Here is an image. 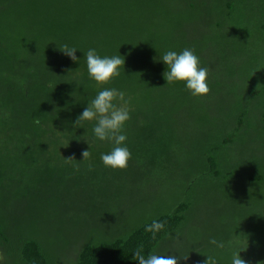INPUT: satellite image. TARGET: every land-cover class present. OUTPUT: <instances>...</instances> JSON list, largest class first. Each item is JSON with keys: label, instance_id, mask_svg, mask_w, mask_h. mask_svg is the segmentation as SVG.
<instances>
[{"label": "trees", "instance_id": "obj_1", "mask_svg": "<svg viewBox=\"0 0 264 264\" xmlns=\"http://www.w3.org/2000/svg\"><path fill=\"white\" fill-rule=\"evenodd\" d=\"M89 48L124 57L101 87L129 100L125 169L103 166L94 121L74 125L100 90ZM185 48L205 96L163 77ZM140 244L264 264V0H0V264H139Z\"/></svg>", "mask_w": 264, "mask_h": 264}, {"label": "clouds", "instance_id": "obj_2", "mask_svg": "<svg viewBox=\"0 0 264 264\" xmlns=\"http://www.w3.org/2000/svg\"><path fill=\"white\" fill-rule=\"evenodd\" d=\"M60 51L68 56L72 61H77L75 47L67 44L62 45ZM86 58V68L88 78L95 82V86L100 88L96 96L87 104L83 111L77 116L74 125L82 127L84 122L94 121L93 135L99 141H107L113 145L111 151L101 154V161L105 168L125 169L131 158V152L125 146L127 137L123 129L126 122L130 119L129 100L125 99V93L115 88L101 87L120 75V68L124 66V57L121 55L100 56L95 48H89L84 53ZM160 60L166 65L163 77L167 84L183 82L186 89L193 97H202L209 93L207 84L208 69L200 66V59L194 53V50L185 48L181 52L167 51ZM35 123H39L36 119ZM87 142V141H86ZM88 143V142H87ZM90 152H82V160L90 159ZM74 157H66L67 162H71ZM79 169V165H74ZM91 170V165H89ZM165 228V223L153 220L145 226V231L152 234V239L156 234ZM210 244L217 248H223L224 243L215 238L210 239ZM241 251V250H240ZM240 251L233 254L231 264H250L239 255ZM132 259L137 260L139 264H178L181 259L186 260V256L176 255H158L151 252L145 255L143 244L136 247ZM203 264H218L216 257L207 255ZM3 255L0 254V260Z\"/></svg>", "mask_w": 264, "mask_h": 264}, {"label": "rangeland", "instance_id": "obj_3", "mask_svg": "<svg viewBox=\"0 0 264 264\" xmlns=\"http://www.w3.org/2000/svg\"><path fill=\"white\" fill-rule=\"evenodd\" d=\"M166 189H167V188H166ZM204 221H205V218H204V217H202L201 220L199 219V222H202L203 226H204ZM203 226H202V227H203ZM202 227H200V228H202Z\"/></svg>", "mask_w": 264, "mask_h": 264}]
</instances>
